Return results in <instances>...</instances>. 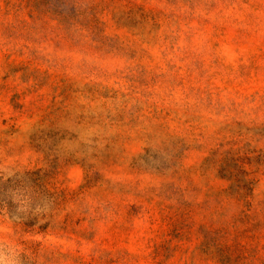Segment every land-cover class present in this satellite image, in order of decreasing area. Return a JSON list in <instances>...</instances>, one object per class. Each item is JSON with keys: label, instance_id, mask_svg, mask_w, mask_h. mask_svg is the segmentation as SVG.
Masks as SVG:
<instances>
[{"label": "rangeland", "instance_id": "obj_1", "mask_svg": "<svg viewBox=\"0 0 264 264\" xmlns=\"http://www.w3.org/2000/svg\"><path fill=\"white\" fill-rule=\"evenodd\" d=\"M0 264H264V0H0Z\"/></svg>", "mask_w": 264, "mask_h": 264}]
</instances>
